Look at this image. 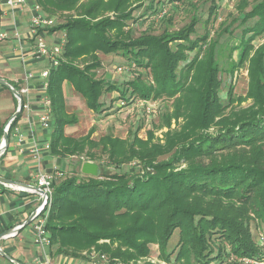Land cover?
<instances>
[{
  "label": "trees",
  "instance_id": "16d2710c",
  "mask_svg": "<svg viewBox=\"0 0 264 264\" xmlns=\"http://www.w3.org/2000/svg\"><path fill=\"white\" fill-rule=\"evenodd\" d=\"M134 1L36 0L46 15L72 12L77 16H67L65 23L51 29L64 28L67 37L58 55L60 64L48 77L51 155L66 158L86 152L99 162L102 155L96 150H100L117 164L139 158L151 168L134 174L102 172L104 178L64 171L52 184L45 223L50 251L77 257L94 248L112 260L132 261L149 256L150 245L157 243L162 257L174 264H210L228 254L227 246L229 254L260 258L251 223L264 221V41L254 44L264 34V0L245 12V21L257 20L244 29L238 48L239 65L247 63L248 91L235 95L231 87L227 104L219 95L222 80L216 45L203 49L207 35L191 38L197 21L175 34L134 37L125 32ZM107 11L114 12V18L98 19ZM215 13L213 6L211 14ZM119 50L149 71L151 79L139 74L125 89L96 79L94 70L103 64L98 53ZM191 51L196 52L190 57ZM11 82L21 91L18 83ZM66 83L96 112L103 108L105 91L117 90L120 99L128 102L135 97L167 96L174 103L163 125L170 127L174 118L181 117L185 123L181 130H169L163 144L154 142V131L146 139L137 134L94 139L92 132L68 136L66 125L74 120L66 115ZM2 90L10 92L15 106L6 118L0 115V143L18 107L12 92L0 85ZM21 114L10 126L9 143ZM165 154L169 156L155 163ZM176 232L179 240L172 259L168 245ZM105 239L110 242H101ZM1 257L0 264H13Z\"/></svg>",
  "mask_w": 264,
  "mask_h": 264
},
{
  "label": "rangeland",
  "instance_id": "374dc122",
  "mask_svg": "<svg viewBox=\"0 0 264 264\" xmlns=\"http://www.w3.org/2000/svg\"><path fill=\"white\" fill-rule=\"evenodd\" d=\"M257 0H137L131 5L132 16L127 20L128 26L125 32L134 37L141 34H175L176 32L188 27L193 19L197 21L195 25V32L192 33L191 38L194 40L198 37L207 35L208 39L205 44H202L203 49H207L210 44H215L218 54V63L220 66L221 86L219 95L223 104L229 102V91L233 88V94L245 95L248 91L249 78L247 63L239 65L238 50L241 39L244 35V29L252 26L257 18H250L244 20L245 12L250 10ZM216 6V13L211 14V8ZM73 14V15H71ZM55 21L53 25L48 26L50 32L52 28L62 23H65L67 16H76V13H57L51 15ZM114 12H104L99 15L98 19L103 17L114 18ZM63 34V46H65L67 37L64 28L57 29ZM115 33V31L113 32ZM251 33L248 34V36ZM3 41V40H2ZM264 41V34L258 37L255 45H259ZM1 42V41H0ZM42 44V43H41ZM174 42L170 45L175 48ZM63 51V50H62ZM196 51L189 52V56H193ZM99 57L102 61V66L95 69L96 79L103 80L106 83L116 84L121 88L128 87L127 82L134 80L139 74L144 80H150L151 75L149 71L141 68L137 63L124 54L122 50L104 54L99 52ZM236 64V66H233ZM83 67L82 62L80 63ZM107 87V85H106ZM130 88V86H129ZM10 94L9 91L6 90ZM65 100H66V115L73 119L74 122L66 125L72 135L84 136L92 132L91 137L99 139L106 134H112L121 138L134 136L146 139L148 132L154 131V142L164 143V136L169 130H181L185 123L181 117L178 120L173 119L171 126L163 125L164 116L173 110L174 99L163 96L158 99L144 100L135 97L128 102L120 99L117 90L107 92L105 91L101 100L103 108L100 112L89 109L86 105L85 99L77 93L73 87L66 83L64 86ZM6 95L0 94V115L6 118L14 107H8V98ZM13 98V97H12ZM13 100V99H12ZM250 101L244 102L242 106H246ZM230 111V107L227 110ZM215 128L209 131L214 132ZM180 145V144H179ZM98 155H102L101 161L92 160L86 153L72 155L68 158L71 165L68 173H76L78 177L81 176L82 162L95 161L101 166L102 172L111 175L115 172L128 173H144L150 171L151 168L142 162L139 158H134L129 162L117 164L110 160L108 154H102L100 150H96ZM169 154H165L157 159H166ZM81 165V166H80ZM184 167V165H182ZM147 169V170H146ZM61 170V169H59ZM101 178H104L101 177ZM251 229L253 237L261 250L260 258L244 257L234 253L229 254L230 248L226 247V255L222 259L214 260L210 264H264V221H252ZM179 240L178 232H176L170 240L168 245V252L172 253V259L176 257L177 242ZM110 242L105 239L101 242ZM151 253L140 264H174L166 261L161 255V248L159 244L153 243L150 245ZM90 251V250H89ZM99 253V252H98ZM50 255V254H49ZM52 258V256H50ZM111 260V264H133L137 260L122 261ZM249 259L248 261L243 260ZM54 259V258H52ZM147 259H151L150 261ZM153 260V261H152ZM110 261V262H111ZM29 264V263H28Z\"/></svg>",
  "mask_w": 264,
  "mask_h": 264
},
{
  "label": "crops",
  "instance_id": "0c3cea01",
  "mask_svg": "<svg viewBox=\"0 0 264 264\" xmlns=\"http://www.w3.org/2000/svg\"><path fill=\"white\" fill-rule=\"evenodd\" d=\"M16 1L19 5L14 7L6 0H0V33L4 35V40L0 42V77L18 83L25 107L9 147L0 158V176L37 186L38 164L30 153L32 147L38 146L40 150L44 172L58 174L59 178L64 171L71 169L68 158L51 155L52 112L45 126L48 94L44 83L48 82V78L43 77V72L51 67L52 61L50 55H39L35 50L41 43L48 47L58 46L63 34L60 31L50 32L48 26L35 28L32 25L33 7L38 4L36 0ZM5 93L6 90H2L0 94L8 98V107H14L12 96ZM66 135L78 137L67 128ZM39 204L38 194L0 184V233L25 221ZM41 218L37 216L16 236L1 240L0 246L13 257L29 264L48 258L52 264H92V258L87 253L89 250L77 257L52 255L50 245H36L33 239Z\"/></svg>",
  "mask_w": 264,
  "mask_h": 264
},
{
  "label": "built area",
  "instance_id": "2783aa9c",
  "mask_svg": "<svg viewBox=\"0 0 264 264\" xmlns=\"http://www.w3.org/2000/svg\"><path fill=\"white\" fill-rule=\"evenodd\" d=\"M8 2V4L10 6H18L19 2L16 0H6ZM34 15L32 17V25L35 28H41V27H47L50 25L54 24L55 19L50 16V15H46L43 10L42 7L39 4H36L34 7ZM4 40V35L0 33V41ZM64 46L63 43L61 42L58 46H54V47H48L44 44H39L38 46H36L35 50L37 52V54L39 55H50L51 57V67L47 70H45L43 72V77L48 78V76L50 75V72L52 69H56L60 62L58 59V55L62 52ZM46 88L48 87V82L44 83ZM46 106H47V110L48 112L45 115V126L48 125V120H49V116L51 113V99L48 97L46 100ZM30 153L32 154V157L34 158V160L37 162L38 164V172H37V186L42 188L46 193H47V198L45 200H43L42 196L40 194H38L40 196V204H39V216L42 217L40 220V224L37 226L36 228V233L34 235V239L33 242L41 247H45L50 245L51 243V238L49 233L46 231L45 228V223H46V218L48 215V206L50 204V201L52 199V193H53V187L52 184L54 183V181H56V179L58 178V174L54 175L48 172H44L42 170V155L40 153V150L38 148V146H34L30 149ZM22 189V188H20ZM25 191L27 192H31V193H35L33 190L29 189V188H24ZM37 194V193H35ZM89 254V256L92 258V264H111L110 260H108L107 256L105 254H99L96 249L92 248L90 251L87 252ZM150 261L151 259H147V261ZM243 260L248 261L249 259H245L243 258ZM143 260H137L136 264H140L143 263ZM153 261V260H152ZM136 261H134L133 263H135ZM132 263V264H133ZM37 264H52L51 261L48 259L45 260H39L37 262ZM130 264V263H129Z\"/></svg>",
  "mask_w": 264,
  "mask_h": 264
},
{
  "label": "water",
  "instance_id": "95a60500",
  "mask_svg": "<svg viewBox=\"0 0 264 264\" xmlns=\"http://www.w3.org/2000/svg\"><path fill=\"white\" fill-rule=\"evenodd\" d=\"M0 17H1V7H0ZM0 85L8 88L18 100V107L16 111L10 116L4 128V134H3V137L0 143V158H1L9 147L10 126L13 120L22 113L25 107V102H24V97L22 95V92L10 80L4 77H0ZM81 171L83 174L91 175L93 177L102 176L101 166L98 162H95V161L83 162ZM0 184H4L10 187H13L15 185L22 186V189L29 188L33 190L35 193L40 194L43 200L47 198V193L38 186H34V185H30V184L23 183L20 181L8 179L2 176H0ZM37 216H39V207L36 210H34L32 214L25 221L18 224L14 228L5 230L2 233H0V241L6 238H11V237L16 236L20 232L21 229L28 226ZM0 256H3L9 259L13 264H28V263L22 262L18 260L17 258L13 257L7 251H5L1 246H0Z\"/></svg>",
  "mask_w": 264,
  "mask_h": 264
},
{
  "label": "bare ground",
  "instance_id": "6f19581e",
  "mask_svg": "<svg viewBox=\"0 0 264 264\" xmlns=\"http://www.w3.org/2000/svg\"><path fill=\"white\" fill-rule=\"evenodd\" d=\"M14 188H22V186H17V185H15V186H13Z\"/></svg>",
  "mask_w": 264,
  "mask_h": 264
}]
</instances>
